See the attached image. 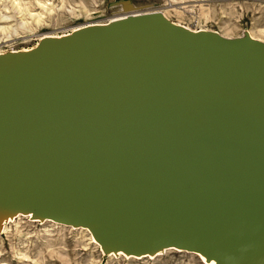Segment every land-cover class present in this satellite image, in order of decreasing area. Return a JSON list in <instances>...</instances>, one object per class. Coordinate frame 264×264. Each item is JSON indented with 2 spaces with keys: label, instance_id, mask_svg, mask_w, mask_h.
Wrapping results in <instances>:
<instances>
[{
  "label": "water",
  "instance_id": "water-1",
  "mask_svg": "<svg viewBox=\"0 0 264 264\" xmlns=\"http://www.w3.org/2000/svg\"><path fill=\"white\" fill-rule=\"evenodd\" d=\"M171 25L140 16L0 60V221L34 211L108 252L264 264V42Z\"/></svg>",
  "mask_w": 264,
  "mask_h": 264
},
{
  "label": "rangeland",
  "instance_id": "rangeland-1",
  "mask_svg": "<svg viewBox=\"0 0 264 264\" xmlns=\"http://www.w3.org/2000/svg\"><path fill=\"white\" fill-rule=\"evenodd\" d=\"M126 7L161 13L194 31L264 42V0H0V56H17L52 36L106 22L128 12ZM0 264L210 263L192 250L173 247L141 258L112 254L85 227L18 215L0 228Z\"/></svg>",
  "mask_w": 264,
  "mask_h": 264
},
{
  "label": "bare ground",
  "instance_id": "bare-ground-1",
  "mask_svg": "<svg viewBox=\"0 0 264 264\" xmlns=\"http://www.w3.org/2000/svg\"><path fill=\"white\" fill-rule=\"evenodd\" d=\"M128 12L123 13L119 16L113 17L111 19H109L106 22L103 23H91V24H84L81 25L79 27L73 28V30L67 34H62V35H58L55 37H50L47 41L42 42L41 44H39L37 47H35L34 49H30V50H26L23 53H18L17 57H20V59H27V58H33V57H37L38 55L42 54V52H44L48 45H57V44H67L70 43L72 41H74L77 37H79L81 34L85 33L86 31H90L94 28L96 29H102V28H108L113 26L114 24L120 23L122 21L128 20V19H137L140 16H147V15H156L155 12H135V9H129L127 10ZM164 17V15H163ZM172 23V27H174L177 30L180 31H184L186 33H193V34H199V33H206V34H210L212 36L217 37L216 35H218L215 32H208V31H194L188 27H185L183 25H179L177 23L171 22ZM49 37V36H47ZM252 40H254L255 38L252 37ZM255 41V40H254ZM9 56V55H8ZM7 56H0V60H6L9 57ZM18 215H26V216H31V218L33 219H40V217L34 212V211H20V212H10L7 214V216H5L1 221H0V227L9 220H12L14 217L18 216ZM47 218H42L41 220H46ZM49 221H54L53 219H47ZM5 227V225H4ZM3 227V228H4ZM87 229L89 230V232L91 233L94 242L96 243H100L102 246H105V244L102 242V240L100 239V237L90 228L87 227ZM106 247V246H105ZM169 247H173L176 248L178 250H187L186 248H182V247H178V246H172V245H165V246H161L159 248H157L156 250H147L144 252H135L132 249H125V248H119V247H111L109 252H111L112 254H122V255H127L130 257H135V258H141L144 256H154L160 252H162L163 250L165 251L166 248ZM190 251V250H187ZM195 253H197L198 255H200L205 261H207L210 264H223L222 261L218 258L215 257L213 255L208 254L205 249H200V250H193Z\"/></svg>",
  "mask_w": 264,
  "mask_h": 264
}]
</instances>
